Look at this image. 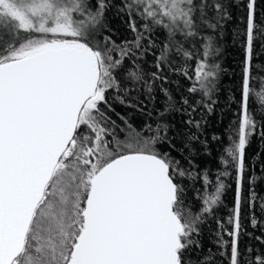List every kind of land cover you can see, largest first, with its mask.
I'll list each match as a JSON object with an SVG mask.
<instances>
[{
    "label": "snow or ice",
    "instance_id": "1",
    "mask_svg": "<svg viewBox=\"0 0 264 264\" xmlns=\"http://www.w3.org/2000/svg\"><path fill=\"white\" fill-rule=\"evenodd\" d=\"M230 7L225 0H0V264H189L188 251L199 247L200 215L184 210L185 181L199 179L205 188L212 183L193 158L192 143H205L197 135L203 116L197 120L194 113L201 105L212 111L218 78V65L204 58L214 55L211 39L196 38L219 26ZM257 7L258 0H245L242 119L227 149L237 190L232 228L225 231L230 239L221 236L220 250L230 264H264V248L241 255L239 247L243 203L252 226L260 223L251 182L245 194V149L253 135L264 140V122L258 128L248 107L254 35L264 36ZM111 9L128 17L136 38L127 43L141 56L155 46L152 32L166 30L151 81L166 80V68L177 70L175 57L185 65L200 57L193 75L186 66L179 69L190 81L191 102L161 89L168 97L165 112L186 114L184 123L196 130L184 145L187 157L171 155L176 145L164 124L148 125L155 135L147 139L139 133L117 139L113 115L132 126L111 100L126 104L129 82L149 94L152 86L133 48L111 37L95 42L94 31ZM137 20L145 21L142 31ZM199 43L203 53L192 50ZM128 57L134 58L131 67L124 66ZM260 108L264 115V104ZM165 142L167 151L156 149ZM224 187L218 176L214 194L203 198V214L213 213ZM259 207L264 212V202Z\"/></svg>",
    "mask_w": 264,
    "mask_h": 264
},
{
    "label": "trees",
    "instance_id": "2",
    "mask_svg": "<svg viewBox=\"0 0 264 264\" xmlns=\"http://www.w3.org/2000/svg\"><path fill=\"white\" fill-rule=\"evenodd\" d=\"M225 2L231 3L226 18L219 21V26L202 30L200 36L196 38L197 41L203 42L211 39L215 50L214 55L204 58L218 65V78L215 83L213 94L215 104L212 111L209 112L201 105L197 109V113H194L197 120L201 118V115L203 116L201 130L197 132V135L205 143L202 144L199 141L192 143L193 158L198 165L197 170L201 172L206 170L212 183L205 188L199 179L185 181L184 210L192 212L193 215H200V223L197 225L199 235L195 237L199 247L193 246L188 251L189 264H230L227 254L220 250V239L221 236L225 241L230 239L225 231L232 228L229 219L233 214L236 199L235 168L230 162L231 158L227 155V149L232 147L233 141L236 140L242 119L241 82L246 56V9L244 8L245 0H225ZM209 14L212 17V22L215 23L217 17L212 12ZM127 20L128 17L124 13L117 14L115 9H111L105 13L102 26H97L94 31L96 43L102 45L106 38L111 37L116 45L133 48L137 56L141 57L136 62L149 74L148 78L152 86V92L149 94L142 84L133 85L129 82V91L125 94L126 104H134L137 107H128L115 99L111 100L116 112L126 117L128 124L132 126L129 130L122 121L113 115V119L119 125L117 139L123 141L136 133L147 139L149 136L155 135L154 132H149L148 125L155 129L157 125L164 124L167 125L168 137L176 145V149L171 152V155L177 158H180L181 155L187 157L188 150L184 145L188 135L196 130L184 123L187 119L186 114L165 112L168 97L161 89H167L174 100L178 101L181 97H187L191 102L192 97L187 91L190 81L181 75L179 69L186 66L189 75H193L192 69L199 62L200 57L194 56L193 59L186 62V65L179 57H175L173 68L177 70L172 71L166 68V80L151 81L150 74L155 70L160 50L167 43V32L162 28H156L151 34L155 46L141 56L139 50L127 43L135 41L136 38V34L128 26ZM143 23L145 21L137 20V26L141 31ZM257 23L259 27L264 28V3H260L259 0ZM147 43V40L141 41L142 45ZM185 47L191 46L185 43ZM197 49L203 53L204 44L199 43L192 50L195 52ZM133 59V57L126 58L124 66L131 67ZM252 63L253 76L250 82L248 107L258 122L257 127L259 128L261 122H264V115L260 108V105L264 104V99H262L264 87L260 86L264 82V36L259 34L254 35ZM195 99L198 102L201 100L200 93L195 95ZM203 103H208L207 98H204ZM179 106L177 104V107ZM162 112L165 113L164 116L160 115ZM155 147L157 150L167 151L169 145L165 142L157 144ZM225 160L229 163L226 164ZM218 176L225 185L220 202L214 207L212 214H203V198L214 194V185ZM245 177V194H247L250 182L256 192L257 207L254 214L260 223L256 227L252 226L248 204L247 202L243 203L239 238L241 255H244L246 248L255 249L257 252L264 248V243L257 239V237H264V212L259 207L264 202V140H261L259 135L251 136L245 149Z\"/></svg>",
    "mask_w": 264,
    "mask_h": 264
}]
</instances>
